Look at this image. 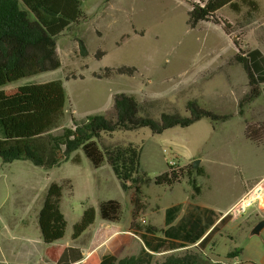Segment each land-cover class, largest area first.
Masks as SVG:
<instances>
[{
    "label": "rangeland",
    "instance_id": "1",
    "mask_svg": "<svg viewBox=\"0 0 264 264\" xmlns=\"http://www.w3.org/2000/svg\"><path fill=\"white\" fill-rule=\"evenodd\" d=\"M206 1L86 0L82 6L86 21L58 39L62 61L59 69L22 79L10 78L0 85L1 103L30 92L32 84L62 79L68 94L66 125L71 123L72 116L111 117L118 93L134 95L140 101L159 99L160 111L177 108L188 115L186 104L194 99L202 108L217 114L235 113L234 118L216 124L203 119L163 133H153L150 127H145L105 136V142L110 144H143L142 167L152 178L167 168L194 165L196 160H200L199 167H206L211 174V178L208 173L200 177L194 171L197 168H190L203 191L195 201L190 198L194 189L188 178L171 190L154 183L146 187L144 209L137 220L140 225L163 228L164 207L181 201L188 200L185 202L188 208L194 206L189 202H198L224 209L244 189L246 179L253 175L264 177V145L250 141L245 134L248 123L264 124V97L248 104L243 115L238 114L239 100L249 90V83L244 67L232 61L240 52L236 40L243 49L259 48L264 52V0H257L260 12L249 25L243 23L246 8L238 13L227 6L217 13L219 22L211 19L191 28L187 22L192 3ZM226 23L237 31L227 33ZM77 36L85 41L87 55L82 53ZM122 66L137 67L138 72L134 76L113 73L108 78L96 75H105L107 68ZM77 153L82 155L80 163L68 161L52 169L35 166L31 161L5 162L0 157V197L7 200L9 218L12 215L25 223L15 228L6 222L8 228L0 233V257L11 262L34 261L32 253L38 244L32 223L41 206L39 201L54 181H63L66 186L61 202L68 220L64 241L72 240L74 225L86 208L93 206L99 211L103 201L121 202L122 222L133 218V192L123 190L109 165L95 168L82 150ZM203 212L199 210V216L207 223ZM262 221L264 200L250 207L238 220L229 222L203 252L194 245L160 252L154 254L153 263L193 250L211 261L264 264V227L254 232ZM21 246L28 252L24 259L18 254ZM238 248L242 250L238 258H227L229 252Z\"/></svg>",
    "mask_w": 264,
    "mask_h": 264
},
{
    "label": "trees",
    "instance_id": "2",
    "mask_svg": "<svg viewBox=\"0 0 264 264\" xmlns=\"http://www.w3.org/2000/svg\"><path fill=\"white\" fill-rule=\"evenodd\" d=\"M84 1L86 0H0V85L11 80L10 78L22 79L59 69L62 61L58 53V39L66 31L79 28L86 21L87 16L82 8ZM227 6L238 13L246 8L243 23L247 25L255 22L260 12L257 0H207L192 3L187 23L191 28H196L203 21L213 19L219 22L217 13ZM224 29L227 33L237 31L229 23L225 24ZM76 39L82 53L87 55L85 41L78 36ZM235 43L240 52L232 61L244 67L249 83V90L239 100L238 114L243 115L248 104L264 97V52L259 48L243 49L238 40ZM137 72V67L122 66L107 68L105 75H96L108 78L113 73L134 76ZM64 84L62 79L32 84L30 92L0 103V157L5 162L28 160L35 166L50 169L70 160L73 154L72 161L80 163L81 156L77 152L82 150L95 168L105 163L110 165L123 190L133 192L131 228L140 235L144 247L138 255L123 258L107 252L101 256L100 264H154L156 253L193 245L203 252L221 228L219 225L212 227V222L205 223L202 216H192L189 220L176 224L183 210V203L166 209L165 229L137 222L140 211L144 209L142 203L145 188L153 183L157 186L174 187L188 178L195 193L200 194L201 187L196 183L193 170H190L195 166L168 168L152 178L142 167L143 144H110L105 142V136H112L119 131H138L145 127H150L153 133H163L176 126L189 127L203 119L216 124L234 118L235 113L217 114L202 108L194 99L186 104L188 115L177 108L160 111L159 99L140 101L134 95L118 93L114 97L111 117L72 116L71 123L66 125L64 119L68 94ZM245 134L250 141L264 145V124L248 123ZM194 171L198 176L207 175L204 167ZM65 187V183L52 182L40 210L38 221L46 243L59 241L66 234L68 220L61 209ZM100 214L104 220H122L124 212L121 202L114 199L103 201L100 204ZM96 217L95 207L86 208L81 219L74 225L72 238L77 240L81 237L95 223ZM231 219L230 215L223 216L220 222L225 224ZM241 251L239 248L235 249L228 253L227 258L237 257ZM83 259L81 249L71 246L64 251L58 264H79ZM155 264L229 263L211 261L203 258L198 251L188 250L182 256L172 254Z\"/></svg>",
    "mask_w": 264,
    "mask_h": 264
},
{
    "label": "crops",
    "instance_id": "3",
    "mask_svg": "<svg viewBox=\"0 0 264 264\" xmlns=\"http://www.w3.org/2000/svg\"><path fill=\"white\" fill-rule=\"evenodd\" d=\"M74 155L75 154L72 155V158ZM80 156H81V160H82V155L80 154ZM72 158L68 161L73 162ZM16 161H19V160H16ZM23 161H28V160H23ZM68 161H64V162H68ZM73 163H75V162H73ZM104 165H109V164L105 163ZM104 165H102V166H104ZM45 169H47V168H45ZM50 169H52V168H50ZM205 170L211 178V174L209 173V171L206 167H205ZM262 177H263L262 175H253L250 178L246 179L244 189H242L238 195L234 196L232 198V200L227 204V206L224 207V209H223V207H220V206L206 205V204L198 203V202H189V205L191 204L194 206H193V208H188L187 205L185 206V202H187L188 200L185 202H182V201L178 202V203H183L184 207H183V210H182L180 216L178 217V219L176 221V224L179 223L180 221L189 220L192 216H196V218H197V216L200 215L199 210L203 209L204 212L202 215L203 216L205 215L204 217L206 218V221L212 222V224H213L212 227L215 225H219L221 229L218 233H220L224 229V227L229 224V222L225 223V224L221 223L220 221H221L223 216H221L219 214L224 213L235 202H237L242 197V195L246 192L249 184L253 183L256 179H259ZM69 181H71V180H69ZM54 182H56V181H54ZM71 183H72V181H71ZM50 185H49V187H50ZM49 187H48V189H49ZM158 187H162L164 189H170V190L174 188V187H168V186H158ZM202 192L203 191H201L200 194H196L195 191L193 190L191 192L190 198H192L193 201L198 200L199 197L202 195ZM45 197H46V195L44 197H42V199L39 201L41 206H40L39 211H35L36 215H35L34 221L32 223V225L35 228L36 233H37L36 237H37V244H38L37 248L35 250H33V253H32L34 261L32 263H27V262H24L21 260H19L17 262H11L9 260H6L5 258L0 257V263H5V264H58L62 254L64 253V251L67 248H69L71 246H75V247L77 246L81 249L82 253L84 254V259L82 261H80L79 264H100L101 256L107 252L111 253L112 255H114L118 258H123L126 256L138 255L140 253V251L142 250V248L144 247V242L141 239L140 235L135 233L131 228L133 218L131 220H129L128 222H122L124 219H122L120 221L104 220L100 214V208H99V211L96 209L97 210V217H96L95 223L77 240H74L72 238L71 241H64L65 236H66V234H65L64 238H62L59 241L46 243L43 240L42 232H41V229L39 226V221H38V216H39L40 210L43 206V202H44ZM178 203H176V204H178ZM22 204H23V202L19 205V207H22L21 206ZM173 205H175V204H173ZM165 208L167 209L168 207H164V210L166 211ZM9 210L10 209L8 208L7 200L4 197L3 198L0 197V233L6 227V222H9V226H11V227L15 226V228L16 227L20 228L22 226H25V223L19 222L16 217H12V215H11L9 218ZM206 213H208V214H206ZM217 214L219 215V217L217 216ZM98 215H100V218H98ZM238 219L239 218L231 219L230 222L236 221ZM13 221H14V223H13ZM166 227L167 226L165 225V220H164L163 228L165 229ZM6 228H8V227H6ZM14 234H16V233H14ZM216 235H215V237H216ZM213 242H214V239L212 240L211 243H213ZM18 250H19L18 254L20 255V259H21V256L24 259V257L28 254V252L22 246ZM238 257L239 256H237L236 258H238Z\"/></svg>",
    "mask_w": 264,
    "mask_h": 264
},
{
    "label": "built area",
    "instance_id": "4",
    "mask_svg": "<svg viewBox=\"0 0 264 264\" xmlns=\"http://www.w3.org/2000/svg\"><path fill=\"white\" fill-rule=\"evenodd\" d=\"M170 163H173L171 161ZM264 200V177L259 178L253 183L248 185V189L242 195V197L235 202L223 216L230 215L233 219L240 218L243 216L250 207L258 202Z\"/></svg>",
    "mask_w": 264,
    "mask_h": 264
},
{
    "label": "water",
    "instance_id": "5",
    "mask_svg": "<svg viewBox=\"0 0 264 264\" xmlns=\"http://www.w3.org/2000/svg\"><path fill=\"white\" fill-rule=\"evenodd\" d=\"M199 163H200V160H196L194 162V166L195 168H199ZM264 227V221L260 222L254 229V232H259L262 230V228Z\"/></svg>",
    "mask_w": 264,
    "mask_h": 264
}]
</instances>
